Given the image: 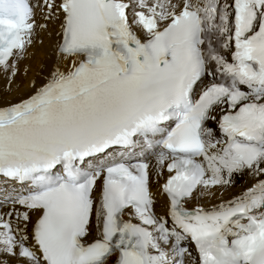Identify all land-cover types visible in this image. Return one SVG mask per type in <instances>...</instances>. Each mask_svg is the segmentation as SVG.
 Segmentation results:
<instances>
[{"label":"snow or ice","instance_id":"1","mask_svg":"<svg viewBox=\"0 0 264 264\" xmlns=\"http://www.w3.org/2000/svg\"><path fill=\"white\" fill-rule=\"evenodd\" d=\"M43 5L46 19L62 15L58 52L75 59L0 107V207L13 206L0 214V254L26 264H106L115 253L118 264H184L190 239L200 264H264V180L212 210L184 207L234 173L264 174V0ZM38 6L0 0V68L13 75L35 28L46 27L35 22ZM205 21L223 49L234 46L231 62L211 54L215 73ZM216 73L226 82L204 83ZM220 106L218 139L206 122ZM165 170L170 224L154 213L149 187ZM93 215L100 238L85 244Z\"/></svg>","mask_w":264,"mask_h":264},{"label":"bare ground","instance_id":"2","mask_svg":"<svg viewBox=\"0 0 264 264\" xmlns=\"http://www.w3.org/2000/svg\"><path fill=\"white\" fill-rule=\"evenodd\" d=\"M38 4V0H35ZM60 1V0H57ZM40 5V4H39ZM36 18V17H35ZM40 20L42 18H39ZM62 15L59 19L52 18L42 20L43 29L38 33V36L33 41L32 47L28 48L24 57L16 61L15 75L12 70L5 71L0 68V107L10 106L21 102L34 94L35 90L42 86L49 78L52 71L59 68L61 71H67L71 68L72 60L75 58H62L58 51V44L61 43V23ZM164 173V172H163ZM219 187H212L206 193L211 195L213 191L219 190ZM162 200V197L160 198ZM161 200L154 204V210L161 215L162 208ZM163 201V200H162ZM205 205H210L213 201L209 198H204ZM202 203V204H203ZM9 209L8 211H11ZM31 222L28 224L27 232L31 243L32 226L36 213L32 212ZM15 221V217L13 216ZM22 226V225H21ZM97 237L96 231L93 229L85 238L86 241H92ZM116 257L108 259L106 264H115ZM0 260L11 264H26L25 260L19 257L7 256L0 254Z\"/></svg>","mask_w":264,"mask_h":264}]
</instances>
